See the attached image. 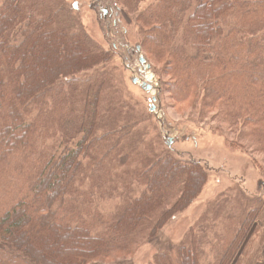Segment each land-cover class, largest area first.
I'll return each mask as SVG.
<instances>
[{
  "label": "trees",
  "instance_id": "obj_1",
  "mask_svg": "<svg viewBox=\"0 0 264 264\" xmlns=\"http://www.w3.org/2000/svg\"><path fill=\"white\" fill-rule=\"evenodd\" d=\"M145 1L111 5L135 12ZM75 10L0 3V264L123 261L207 182V168L168 147L152 113L115 84L116 50ZM135 20L170 108L264 175V0H156ZM242 191L208 202L152 264H263L264 198Z\"/></svg>",
  "mask_w": 264,
  "mask_h": 264
},
{
  "label": "rangeland",
  "instance_id": "obj_2",
  "mask_svg": "<svg viewBox=\"0 0 264 264\" xmlns=\"http://www.w3.org/2000/svg\"><path fill=\"white\" fill-rule=\"evenodd\" d=\"M65 1L75 7L85 31L101 47H114L116 50L117 54L108 65L112 69L115 84L124 87L125 95L129 94L141 107L149 110L154 106V110L150 112L153 122L158 123L161 139L165 143L171 139L170 148L177 154L200 161L207 168L208 175L201 193L160 230L155 240L145 243L135 255L123 261L117 258L112 262L106 260L97 264H152L153 255L180 241L188 227L201 216L207 203L216 197L224 198L233 191L242 189L245 197L264 198V175L252 166L250 156L231 148L223 135L214 133L209 126L197 122L192 113H175L163 92L156 69L147 59L144 64L139 62V56L143 55L136 49L137 45L140 46L141 33L135 20V12L156 0L132 5L135 12L123 7L117 9L111 5V0ZM156 68L159 69V66L156 65ZM146 72L151 74L152 91H145L141 84L132 81L133 77L145 78ZM114 203L115 201H106V204H102H105V208H110Z\"/></svg>",
  "mask_w": 264,
  "mask_h": 264
},
{
  "label": "water",
  "instance_id": "obj_3",
  "mask_svg": "<svg viewBox=\"0 0 264 264\" xmlns=\"http://www.w3.org/2000/svg\"><path fill=\"white\" fill-rule=\"evenodd\" d=\"M136 49H137L138 51L141 50L139 45L136 46ZM139 62H140L141 64H144V63H145V58H144L143 56H141V55L139 56ZM145 67H149V65H145ZM132 81H133L134 83H137V79H136L135 77L132 78ZM140 86H141V88L144 89L145 91H150V90H151V85H150L149 83H147V82H143ZM153 110H154V106L149 108V111H153ZM171 143H172V141H171V139H170V140L167 142V146L170 147V146H171Z\"/></svg>",
  "mask_w": 264,
  "mask_h": 264
},
{
  "label": "built area",
  "instance_id": "obj_4",
  "mask_svg": "<svg viewBox=\"0 0 264 264\" xmlns=\"http://www.w3.org/2000/svg\"><path fill=\"white\" fill-rule=\"evenodd\" d=\"M137 79H138V82H139V83H141V82H143V81H146V82L150 83V79H147L146 76H145V78H143V79H142V78H138V77H137ZM150 84H151V83H150ZM151 85H152V84H151ZM152 87H153V86H152Z\"/></svg>",
  "mask_w": 264,
  "mask_h": 264
},
{
  "label": "bare ground",
  "instance_id": "obj_5",
  "mask_svg": "<svg viewBox=\"0 0 264 264\" xmlns=\"http://www.w3.org/2000/svg\"><path fill=\"white\" fill-rule=\"evenodd\" d=\"M146 77H147V79H150L151 78V74L149 72H146Z\"/></svg>",
  "mask_w": 264,
  "mask_h": 264
}]
</instances>
